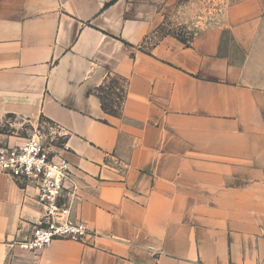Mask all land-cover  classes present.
Wrapping results in <instances>:
<instances>
[{"label":"crops","instance_id":"1","mask_svg":"<svg viewBox=\"0 0 264 264\" xmlns=\"http://www.w3.org/2000/svg\"><path fill=\"white\" fill-rule=\"evenodd\" d=\"M193 2L0 0V120L56 128L90 233L22 249L41 207L0 171V264H264V0L229 5L189 46L157 36ZM112 77L118 117L97 94Z\"/></svg>","mask_w":264,"mask_h":264},{"label":"built area","instance_id":"2","mask_svg":"<svg viewBox=\"0 0 264 264\" xmlns=\"http://www.w3.org/2000/svg\"><path fill=\"white\" fill-rule=\"evenodd\" d=\"M56 128L54 127V130ZM0 171L18 183L34 187L41 215L20 247L41 252L55 240L83 241L89 230L71 217L75 183L69 162L49 150L36 131L21 145L0 146Z\"/></svg>","mask_w":264,"mask_h":264},{"label":"rangeland","instance_id":"3","mask_svg":"<svg viewBox=\"0 0 264 264\" xmlns=\"http://www.w3.org/2000/svg\"><path fill=\"white\" fill-rule=\"evenodd\" d=\"M237 1L239 0H194L191 14L186 17L184 22L180 21L179 15L176 19L166 21L164 26L160 28L157 36L162 37L170 33L176 34L181 38H188L198 29L218 23L224 10ZM224 35L225 44L222 50L229 56L230 60L237 62L241 58V54L231 44L228 34L225 33ZM119 85L122 86L123 82H119ZM101 92L107 111L109 113H117L120 102L116 101V96H119L120 92L112 88L111 80L106 82L105 86L101 88ZM36 131L40 132L46 146L60 143V139L55 134L54 126L45 120L40 119L37 122L31 123L14 116H6L0 120V134L6 136L20 137L26 141Z\"/></svg>","mask_w":264,"mask_h":264},{"label":"trees","instance_id":"4","mask_svg":"<svg viewBox=\"0 0 264 264\" xmlns=\"http://www.w3.org/2000/svg\"><path fill=\"white\" fill-rule=\"evenodd\" d=\"M166 35L174 36L175 38H177L180 42H182V43L185 44L186 46H189V45H190L191 40H192V37H193V35H191V36H189L188 38H181L180 36H178V35H176V34H170V33H169V34H166ZM109 80H111V86H112V88L115 89V90H117V92H120V95H119V96H116V101H117V102H120V103H119L120 105H119V110H118V112H117V113H109V112L107 111V109L105 108V106H104V98H103V96H102L101 88H103V87L105 86L106 83H105L100 89L97 90V94H98V97H99V99H100L102 109H103L106 113H108V114H110V115H112V116H117V117H118V116H120L122 103H123V100H124V97H125V86H126L125 84H126V82H125L124 80L118 78V77H112V78H110ZM119 82H123V85L120 86V85H119Z\"/></svg>","mask_w":264,"mask_h":264}]
</instances>
